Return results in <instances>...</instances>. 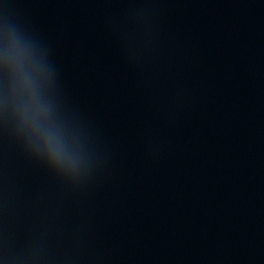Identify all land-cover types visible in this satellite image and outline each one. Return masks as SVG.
<instances>
[{
    "label": "clouds",
    "instance_id": "9594fccd",
    "mask_svg": "<svg viewBox=\"0 0 264 264\" xmlns=\"http://www.w3.org/2000/svg\"><path fill=\"white\" fill-rule=\"evenodd\" d=\"M47 109L40 108L35 121V131L38 140H42V147L53 162H58L62 156V144L59 133L50 125L45 123Z\"/></svg>",
    "mask_w": 264,
    "mask_h": 264
}]
</instances>
